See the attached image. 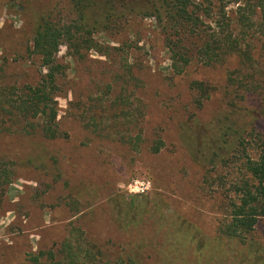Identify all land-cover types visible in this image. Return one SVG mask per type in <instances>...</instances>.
Segmentation results:
<instances>
[{"label":"rangeland","instance_id":"obj_1","mask_svg":"<svg viewBox=\"0 0 264 264\" xmlns=\"http://www.w3.org/2000/svg\"><path fill=\"white\" fill-rule=\"evenodd\" d=\"M154 1L126 0L93 32L120 50L76 60L60 47L61 138L0 117V264H58L48 252L72 227L109 262L132 255L138 264H264V216L245 240L219 234L243 150L256 158L264 139V39L252 40V60L238 73L237 58L199 60L200 38L192 37L190 62L177 73ZM215 2L232 19L234 0ZM42 16L77 18L70 0H0V89L38 81L28 47ZM217 148L226 154L220 163Z\"/></svg>","mask_w":264,"mask_h":264},{"label":"trees","instance_id":"obj_2","mask_svg":"<svg viewBox=\"0 0 264 264\" xmlns=\"http://www.w3.org/2000/svg\"><path fill=\"white\" fill-rule=\"evenodd\" d=\"M216 0H155L154 14L161 23L165 35V48L169 54L171 67L177 73L190 62L185 41L200 38L195 56L199 60L213 64L225 58H237L241 65L251 62L253 39H264V0H234L237 5L230 19L225 6ZM220 1V0H219ZM77 18L69 23L57 24L49 16L37 19L33 29L28 53L38 61L39 79L35 84L11 85L0 89V117L8 116L14 125L22 121V128L50 140L61 138L58 129L57 101L58 81L67 67L57 60L61 46L67 55L82 60L89 51L108 55L107 50H120L118 47L103 45L93 38L98 25L125 9L126 0H70ZM151 16V15H150ZM207 29V30H205ZM209 31V32H208ZM190 52V51H189ZM239 73V72H238ZM229 76H231L229 74ZM195 86H201L195 83ZM91 120L96 133L97 122ZM3 121V120H1ZM3 123L1 122L0 125ZM35 125V126H34ZM7 131V126L0 132ZM242 135V134H241ZM239 134V136H241ZM139 136L134 139L138 143ZM219 143V142H218ZM162 141H155L150 150L157 153ZM231 147L234 148V145ZM245 148V147H244ZM215 149L213 162L225 160V155ZM241 177L231 184L234 198L229 203L227 221L219 234L233 240H245L254 230L259 218L264 216V139L259 142L256 158L243 150ZM130 198L128 208L134 207ZM129 227L134 222L120 218ZM126 220V221H124ZM49 259L58 264H138L132 255L117 257L112 262L105 261L96 245L87 242L80 229L70 228L68 235L59 243L57 252H48ZM58 259V260H56ZM34 262L38 259L34 258Z\"/></svg>","mask_w":264,"mask_h":264}]
</instances>
